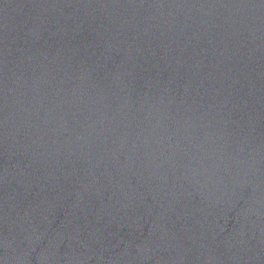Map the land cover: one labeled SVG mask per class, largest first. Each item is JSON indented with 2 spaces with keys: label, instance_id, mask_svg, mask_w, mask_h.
Instances as JSON below:
<instances>
[{
  "label": "water",
  "instance_id": "obj_1",
  "mask_svg": "<svg viewBox=\"0 0 264 264\" xmlns=\"http://www.w3.org/2000/svg\"><path fill=\"white\" fill-rule=\"evenodd\" d=\"M0 264H264V0H0Z\"/></svg>",
  "mask_w": 264,
  "mask_h": 264
}]
</instances>
